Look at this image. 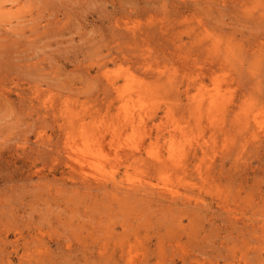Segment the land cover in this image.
Listing matches in <instances>:
<instances>
[{
  "label": "rangeland",
  "instance_id": "374dc122",
  "mask_svg": "<svg viewBox=\"0 0 264 264\" xmlns=\"http://www.w3.org/2000/svg\"><path fill=\"white\" fill-rule=\"evenodd\" d=\"M184 2L0 0V264H264V129L241 127L249 109L264 122V6ZM124 75L154 92L146 149L168 158L176 123L198 152L168 180L125 157L108 169L182 197L93 189L58 153L68 118L113 138L108 80ZM214 76L234 100L223 130L191 106Z\"/></svg>",
  "mask_w": 264,
  "mask_h": 264
},
{
  "label": "bare ground",
  "instance_id": "6f19581e",
  "mask_svg": "<svg viewBox=\"0 0 264 264\" xmlns=\"http://www.w3.org/2000/svg\"><path fill=\"white\" fill-rule=\"evenodd\" d=\"M182 1L186 2V0H182ZM254 1L255 0H252L251 3L256 4L257 6H260V5L264 6V0H257V2H254ZM224 7H227V5H224ZM4 8H5L4 5L2 7L0 6V13H2L3 11L6 12L10 10V9L5 10ZM191 14L193 15L192 16L193 18H194V15L195 16L198 15L196 13L194 14L191 13ZM262 16H264V14H262ZM202 20L198 21L199 25L200 24L204 25ZM138 28L134 27V28L129 29V31L135 36L134 38H137V39L138 37L136 36L140 34L139 33L140 31H138ZM143 64L145 66L149 65V62L147 61L146 58L143 60ZM105 67H108V63L104 65L102 64L101 69ZM123 77L125 78L126 83L125 85H122V86L119 84L120 81L118 82L114 78L110 77L108 80L111 86L114 87L115 89L114 91L118 93V100L121 103V105L118 108L117 117L116 116L115 117L116 119L119 118L122 123L118 122L119 126L117 127V121H119V119L116 120L115 118H113L116 120V123L115 121L112 122L113 126L110 128V129H113L114 131L113 138L110 139L109 137L106 136V134H103L102 129L103 128L106 129L105 127L106 125L104 124H103L104 127L102 128L103 125L101 126V124L99 123L102 129L98 128L99 132H97L95 128L89 129L90 125L87 126L88 120L85 123L82 121H78V122L70 121L71 123L70 125L69 123L70 119L68 118L67 121L64 120L66 124L68 123L67 124L68 127L66 126L67 127L66 130L68 131H66L64 135L65 140L63 143V148L62 150H59L58 153L63 154L62 156L65 159L64 161L71 167L73 173H77V174L79 173V175L84 179L82 180L83 183L86 186H90L93 189L96 188V189L107 190L109 189L110 185H113V188H115L116 190L120 191L123 194H129V195L137 194L136 192H138V190H141V189L143 190L149 189L152 191L153 194H156V195H161V196H166V197L180 196V192H178V190H176L174 187L173 188L168 187L169 185L163 186V188L162 187L160 188L158 186L156 187V185H154L153 183H150L149 181H146V179L130 180L129 184H126V181H124L123 179L120 180L119 178H117V174H116L117 172L115 170L108 169V168H111V169L114 168L115 159H118L119 161H121L122 157H125L126 161L128 162L133 161L132 164H138V163L144 162L142 163L143 165L141 164L142 167L143 166L146 167L145 165L147 166L150 165V170L151 168L154 169L156 173H159L160 175H162L163 178L167 179V178H170L168 176L170 175L171 171H174L176 173H179L181 170L186 171V166H187L186 163L188 161L187 160L188 155L194 154L197 156L196 152H198L197 147H195L196 143H194V140L190 137L191 135L187 133L184 129H182L180 125H177L176 123L174 124V126L171 127L172 129L169 130V135H168L169 140L168 138H166L167 134L164 133L165 131L164 129H159L160 131L158 133L159 135L158 138L161 139L162 137H164L168 140L167 143L170 148V151H168V153L170 152L168 158L163 156V154L161 153L162 150H158V152H154V150L150 149V148H154L153 142H150V145L147 146V147L149 146L150 147L147 150L146 149V145H147L146 138L151 133L150 132L151 129H148L149 118L153 117L155 114L153 112V106H154L152 105L153 102L151 103L150 101L152 100H150L149 98H151L150 96H152L154 92L152 89L150 90V86L145 81L139 80L136 76L126 77V75H124ZM212 79L215 82L214 88L209 90L210 88L204 89V87L202 86V89H204L203 92L205 94L203 96L201 95L202 98L199 101H196L197 98L193 96L191 106H193V108L195 107V109L198 110L200 118L206 117L208 119L207 121H209V124L211 126H213L214 128H220L221 130H223L225 128L223 127V125L221 126L219 125V121L221 118L224 119L226 115L230 114V112L232 111L234 100L231 99L232 97L228 95L229 91L228 93L226 92L218 76L217 77L214 76L212 77ZM170 83L173 85L175 84L173 82H170ZM197 96H199V94H197ZM67 104L69 105L70 103H67ZM67 104L66 106H68ZM115 105L116 104L113 102L112 106H115ZM66 110H65V113H67ZM68 113H70V109ZM71 113H73L72 108H71ZM80 113L82 112L80 111ZM71 115L75 116L74 113ZM260 118L261 116L259 115V113H257L255 110L249 109V112L246 113V116L243 120L241 127H243L244 129H251L253 126L258 129H264V122L261 121ZM105 119H108V118L105 117L104 120ZM205 119L204 120L198 119V120H202L200 121L201 124L200 122H198L200 124V126L199 124H197L198 127L200 128L202 127L203 129L202 122L205 121ZM96 120L98 121L99 119H96ZM101 123H103V120L101 121ZM114 123L116 124V126ZM66 124H64V126ZM109 125L111 126V124ZM110 129L108 128V130ZM120 130H122V132L124 131L123 134H121V136L124 137L122 138V140H120L116 136L117 131L120 132ZM113 131L111 130L110 133H113ZM131 131L132 133L129 134ZM107 133L109 134V132ZM107 138H109L111 141L110 140L107 141L106 140ZM151 139H152V136L150 135L149 140ZM106 142H108L107 144L108 145L110 144L111 148H113L112 152L107 151ZM158 149L160 148L158 147ZM144 153H148V155L150 156L149 157L150 159L148 157L144 158ZM173 175L174 174H172V176ZM180 197H182V195ZM135 261H136L135 256L130 258L131 264H134Z\"/></svg>",
  "mask_w": 264,
  "mask_h": 264
}]
</instances>
